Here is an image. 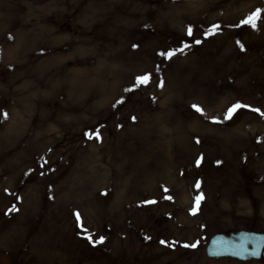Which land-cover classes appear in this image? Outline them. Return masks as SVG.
I'll list each match as a JSON object with an SVG mask.
<instances>
[{
	"label": "rangeland",
	"instance_id": "374dc122",
	"mask_svg": "<svg viewBox=\"0 0 264 264\" xmlns=\"http://www.w3.org/2000/svg\"><path fill=\"white\" fill-rule=\"evenodd\" d=\"M240 229L264 232V0H0V264H264L206 257Z\"/></svg>",
	"mask_w": 264,
	"mask_h": 264
},
{
	"label": "water",
	"instance_id": "95a60500",
	"mask_svg": "<svg viewBox=\"0 0 264 264\" xmlns=\"http://www.w3.org/2000/svg\"><path fill=\"white\" fill-rule=\"evenodd\" d=\"M205 251L212 259L233 258L247 261L264 258V234L248 230L217 233L210 238Z\"/></svg>",
	"mask_w": 264,
	"mask_h": 264
},
{
	"label": "snow or ice",
	"instance_id": "6c2138e0",
	"mask_svg": "<svg viewBox=\"0 0 264 264\" xmlns=\"http://www.w3.org/2000/svg\"><path fill=\"white\" fill-rule=\"evenodd\" d=\"M259 10H257V12H254L253 14H251L245 21H243V23L245 24H251L253 27L256 26V21L259 18ZM189 34H191V29H189ZM196 43H200V41H196ZM169 56L173 55V53H168ZM148 76H144V77H138L137 78V82L138 84H144L148 82ZM196 108L197 111H200V108L198 106H194ZM235 107H239V105L235 106ZM234 111V109H230L229 110V115L231 114V112ZM228 118V117H226ZM197 164H199V160L197 161ZM197 187H199V183L197 184ZM203 199V196H197L196 200H195V206L193 208V214L195 213V211L197 210V208L199 207V203L200 201ZM148 203H154V201H148ZM17 209H15V207H13V209H11V211H16ZM77 219L79 220V215L77 214ZM88 239L90 240V242L92 241L91 237H88ZM103 237L101 238L100 241H96V243H102L103 242ZM161 243H165L164 241H161ZM185 247H189V245H184ZM192 248L196 247V244H192L191 245Z\"/></svg>",
	"mask_w": 264,
	"mask_h": 264
},
{
	"label": "bare ground",
	"instance_id": "6f19581e",
	"mask_svg": "<svg viewBox=\"0 0 264 264\" xmlns=\"http://www.w3.org/2000/svg\"><path fill=\"white\" fill-rule=\"evenodd\" d=\"M3 7L6 10L9 9V5L7 3H5V4L3 3ZM38 19H39L38 20L39 22L46 21V19L43 17H39ZM48 34H49V32H46V31L44 32L43 29H41V31L37 34V40L39 39V37H40V39L46 38L48 36Z\"/></svg>",
	"mask_w": 264,
	"mask_h": 264
}]
</instances>
